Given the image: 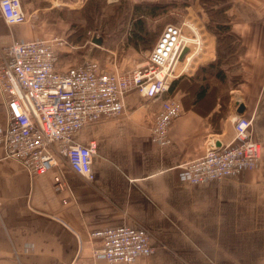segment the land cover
Here are the masks:
<instances>
[{
  "label": "crops",
  "instance_id": "0c3cea01",
  "mask_svg": "<svg viewBox=\"0 0 264 264\" xmlns=\"http://www.w3.org/2000/svg\"><path fill=\"white\" fill-rule=\"evenodd\" d=\"M84 1L21 3L26 13L38 15L76 10ZM258 2L225 0L230 32L244 47L238 59L243 77L238 100L245 105L244 113L252 115L253 136L260 143L250 113L264 96V19L251 16L259 10ZM0 18L4 21L1 14ZM44 21L8 25L9 30L0 26V43L49 39L42 31ZM201 35L204 49L191 69L197 61L206 64L215 58L216 36L202 29ZM165 95L146 99L132 91L124 98L121 115L105 117L75 134L82 144L96 142L92 180L73 172L60 156L51 172L30 175L21 163L5 157L0 144V264L90 262L92 242L98 241L90 233L119 225L143 227L150 237L152 252L129 264H264V178L251 169L191 183L179 167L202 156L212 141H230L231 120L228 129L221 118L215 132V105L208 114L183 109L170 126V144L157 146L150 140L149 127ZM5 118L0 95V124ZM259 163L263 174L262 151ZM53 173L64 179V189L54 187Z\"/></svg>",
  "mask_w": 264,
  "mask_h": 264
},
{
  "label": "built area",
  "instance_id": "2783aa9c",
  "mask_svg": "<svg viewBox=\"0 0 264 264\" xmlns=\"http://www.w3.org/2000/svg\"><path fill=\"white\" fill-rule=\"evenodd\" d=\"M0 14L7 25L27 20L21 0H0ZM55 43L66 47L60 38ZM204 43L196 21L187 18L167 23L147 60L126 69L103 68L87 57L60 66L56 48L46 39L1 44L0 95L6 118L0 124V144L5 157L21 163L30 175H38L51 172L60 156L73 172L92 180L96 142L82 144L75 134L105 117L121 115L124 98L132 91L146 99L166 94L170 82L188 70ZM184 47L187 51L181 57ZM182 111L178 98L162 99L149 127L154 144H170V126ZM231 123L230 141H212L202 156L179 164L189 182L237 176L258 164L261 145L253 136L252 115L236 114ZM52 180L56 189L65 188L59 174L53 173ZM90 237L98 239L92 242L90 262L74 259L69 264H129L153 250L147 230L139 226L96 229Z\"/></svg>",
  "mask_w": 264,
  "mask_h": 264
},
{
  "label": "rangeland",
  "instance_id": "374dc122",
  "mask_svg": "<svg viewBox=\"0 0 264 264\" xmlns=\"http://www.w3.org/2000/svg\"><path fill=\"white\" fill-rule=\"evenodd\" d=\"M87 0L84 1V4ZM105 6L102 8L100 14H92V16H87L86 13L81 11H62V12H46V13H26L27 21L32 22V20H45L44 28L42 31L47 34L49 39H46L49 43L53 44V47L56 48L57 54H59V65L65 66L67 64H72L79 62L82 58H93L95 59L103 68L107 69H126L139 65L147 60L148 54L152 49L153 45L156 43L163 27L167 23H180L182 20L190 18L201 26L202 32H210L206 23L209 18L206 12V9L202 7V4L199 0H187L184 6L170 5V7L165 8V5L160 6L164 7L162 12H156V14L146 20V25H149L152 31H155L151 44L147 46L144 42L139 43L138 46L134 47L133 42L129 39L128 28L129 20L131 18V12H129L127 17L124 14V11L117 13L114 17H107L105 13L109 11L112 5H116L119 2H124L126 0H103ZM129 4L135 2H151L158 0H128ZM170 2H182L183 0H162ZM223 2H220L219 5H223ZM83 4V5H84ZM82 5V6H83ZM81 6V7H82ZM80 7V8H81ZM258 11L251 13L252 18L255 19H264V0H259ZM79 8V9H80ZM78 10V9H76ZM89 17V18H88ZM40 18V19H39ZM57 18V19H54ZM53 19V20H52ZM64 20V21H62ZM105 22V23H104ZM0 26L4 29L9 30L12 26H8L0 18ZM146 39L149 37L145 35ZM102 38L101 45L95 43L93 38ZM55 38H60L65 41L66 47L56 45ZM40 39V38H39ZM150 39V38H149ZM10 41V40H9ZM7 42L0 43L5 44ZM234 57V56H233ZM206 60L197 61V64L193 69L189 68L187 71L181 74L180 84L182 88L177 90L176 95L182 100L183 106L194 107V110L206 114V112L211 108V105L214 101L220 102V112L224 114L223 127L230 128V120L233 117L234 102L235 100L240 99L238 95L237 88L242 81V68H240L239 60L227 57L223 59L220 69H222L225 79L218 80L215 77L208 76L209 81V92L202 99L200 103H194V92L196 89L194 79H198L197 69L199 65L204 64ZM183 64L178 65V69H181ZM203 81V80H202ZM200 83H198L199 85ZM191 86L189 89L188 87ZM187 88L189 89L186 92ZM262 101L256 106V108L251 109L250 113H253V127L254 133L256 134L258 140L261 143V151L264 153V96L261 98ZM186 107H184L185 109ZM217 110V108H215ZM222 114V115H223ZM215 121H219L218 116H213ZM228 119V122L226 121ZM227 122V125L225 123ZM211 125V124H210ZM214 127V131L220 129V122L216 125H211ZM62 163H66L65 160ZM259 163V162H258ZM260 164V163H259ZM259 164L254 168L249 169L258 173L259 178H264V173L261 171ZM251 178V177H250Z\"/></svg>",
  "mask_w": 264,
  "mask_h": 264
},
{
  "label": "trees",
  "instance_id": "16d2710c",
  "mask_svg": "<svg viewBox=\"0 0 264 264\" xmlns=\"http://www.w3.org/2000/svg\"><path fill=\"white\" fill-rule=\"evenodd\" d=\"M129 2L128 0H126ZM119 2L116 5H112L109 11L105 13V16L107 17H114L115 14L120 13L121 11H124L125 16L127 17L128 13L131 12V18L129 20V28H128V34L129 39L134 47L138 46L139 43H145L148 45L151 44V41L153 39V35L155 31H152L149 25H146V20L148 18L153 17L156 12H162L163 8L160 6L165 5V8L170 7V5H176V6H184L185 3H187V0H183L184 3L180 2H170V1H151V2H135V3H127ZM103 0H87L85 4L78 10L75 11H81L83 13H86V15L89 17L92 16V14H100L102 8H104L105 4L103 3ZM199 2L202 4V7L206 9L207 15H208V22L206 23L207 29L216 36L215 39V58L210 60L204 65H199L197 69L198 79H194L196 89L193 94L194 103H200L202 99L208 94L209 92V79L208 76L215 77L218 80H224L225 75L220 69V65L222 64L223 59H227V57H231L233 59L238 60L239 56L243 54L244 47L239 44V41L236 39V37L230 32V19L231 17L226 13V10L228 9L227 5L225 4V0H199ZM220 2H223V5H219ZM88 17V18H89ZM105 23V22H104ZM150 38L146 39L145 35ZM101 40L102 38H98ZM101 43L99 45H101ZM234 56V57H233ZM84 59V58H82ZM183 76H179L175 79H173L168 87V90L166 92L167 97H176L181 102L182 107H186L185 109L190 108L189 106H183L182 100L180 97L176 95L178 92L177 90H180L182 88L180 81ZM203 80V81H202ZM198 83H200L198 85ZM189 89L191 86L188 87ZM187 88L186 92L189 91ZM216 106L217 110H214L213 116H218L223 118L224 112L219 115L220 112V102L214 101L213 106ZM212 106V105H211ZM191 109L194 110V107H191ZM209 110H212L211 108ZM208 110V111H209ZM208 111L206 114H208ZM223 114V115H222ZM215 121V118H212V121ZM217 122V121H215ZM211 123V120H210ZM212 124V123H211ZM216 132V131H215Z\"/></svg>",
  "mask_w": 264,
  "mask_h": 264
},
{
  "label": "water",
  "instance_id": "95a60500",
  "mask_svg": "<svg viewBox=\"0 0 264 264\" xmlns=\"http://www.w3.org/2000/svg\"><path fill=\"white\" fill-rule=\"evenodd\" d=\"M93 41L97 44L101 43V40L98 38H93ZM187 51V47H184V49L182 50L180 56L182 57L184 55V53ZM245 111V105L241 100H237L236 101V114H243ZM218 144V143H217Z\"/></svg>",
  "mask_w": 264,
  "mask_h": 264
}]
</instances>
